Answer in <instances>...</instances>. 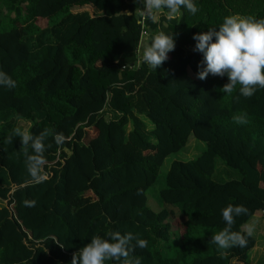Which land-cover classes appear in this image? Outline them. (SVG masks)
I'll list each match as a JSON object with an SVG mask.
<instances>
[{
  "label": "trees",
  "instance_id": "obj_1",
  "mask_svg": "<svg viewBox=\"0 0 264 264\" xmlns=\"http://www.w3.org/2000/svg\"><path fill=\"white\" fill-rule=\"evenodd\" d=\"M0 2L8 14L0 19V71L16 82L0 86V264H71L93 235L113 231L146 241L143 249L131 242L129 255L141 264H252V236L224 249L210 237L225 226L228 204L247 210L232 231L244 234L264 216V88L244 97L239 84L222 93L226 76L199 79L203 57L192 37L228 15L264 18V0H195V15L181 8L144 24L135 0ZM87 7L96 14L73 12ZM145 31L175 39L157 69L140 58ZM20 121L33 136L45 133L42 180L26 170L32 149L14 133L24 131ZM191 137L205 151L171 164L156 199L162 208L153 210L149 190ZM218 161L240 178L216 181L226 170L219 173ZM173 223L182 228L178 243Z\"/></svg>",
  "mask_w": 264,
  "mask_h": 264
},
{
  "label": "clouds",
  "instance_id": "obj_2",
  "mask_svg": "<svg viewBox=\"0 0 264 264\" xmlns=\"http://www.w3.org/2000/svg\"><path fill=\"white\" fill-rule=\"evenodd\" d=\"M135 2H140L143 6L141 18L137 20L139 24L144 23V17L156 23L162 13L171 20L181 8L193 15L198 11L195 0H135ZM192 39L195 41L193 51L202 54L203 57V66H198L199 79L203 80L209 74L226 76L228 83L220 89L222 93H232L234 87L239 84V94L244 97H251L257 87L264 88V18L228 15L223 18V22L217 28L194 34ZM174 48V36L160 31L143 42L140 58L149 67L157 69ZM0 86L14 88L16 82L7 73L0 71ZM233 120L238 124L247 122L246 118L240 115L233 116ZM14 133L20 137L22 147L30 146L32 149V154L25 152L27 172L33 180H42L41 165L45 151L43 143L45 133L41 132L33 136L19 128L15 129ZM63 140L62 133L54 136L57 145ZM34 203V201H24V204L29 207ZM246 211L244 206L239 204H228L223 207L220 215L225 226L211 235L210 243L216 245L218 249L245 247L247 237L253 234V225H248L244 234L232 231V225L234 217ZM133 240H135V247L143 249L146 246L144 239L131 232L122 234L119 231H113L108 238L93 235L89 243L74 253L71 264H105L108 260L116 261L117 264H141L140 259L131 258L129 255Z\"/></svg>",
  "mask_w": 264,
  "mask_h": 264
},
{
  "label": "rangeland",
  "instance_id": "obj_3",
  "mask_svg": "<svg viewBox=\"0 0 264 264\" xmlns=\"http://www.w3.org/2000/svg\"><path fill=\"white\" fill-rule=\"evenodd\" d=\"M82 11H88L91 15L96 14L94 9L91 7L73 10L74 13H78ZM7 16L8 14L4 10L2 3L0 2V19L5 20V22H7L8 21V19H6ZM63 16L64 15H59L56 18V21L61 20ZM43 24L44 23H41V25ZM191 75H194L193 72H191ZM19 126L23 128L24 131H27L30 124L24 121H20ZM205 149H206L205 143L198 141L194 137H191L187 148H185L178 154L171 155L165 161L164 166L162 167L160 171L158 183L156 184L155 187L150 189L148 193L149 200H150V207L153 210L159 211L162 208L160 205H158V201L156 199L158 196V192H160L165 187V177H166L167 172L169 171L171 164L175 161L187 162V161L195 160L201 153L205 151ZM217 167L218 169L220 168L219 173L223 172L222 167H225L226 169L223 175H221L219 178H215V180L218 182H224V181L240 178V174L238 171L226 167L221 161H218ZM249 225H253L254 230H253L252 237L256 239V246L255 248H253L250 254V259L252 260V264H264V252H263V247H262L264 243V216L262 214L255 216V218ZM247 226L244 229L245 232H246ZM180 228H181L180 225H178L177 223H173L170 237H171V240L174 241L175 243H178L179 241L178 238H179L180 233L182 232V228L181 229ZM234 264H243V263L234 261Z\"/></svg>",
  "mask_w": 264,
  "mask_h": 264
},
{
  "label": "crops",
  "instance_id": "obj_4",
  "mask_svg": "<svg viewBox=\"0 0 264 264\" xmlns=\"http://www.w3.org/2000/svg\"><path fill=\"white\" fill-rule=\"evenodd\" d=\"M152 36V34H150L149 31H146V33L144 34L143 38H142V41H141V44H140V50H139V53L141 52L142 50V44L144 41L148 40L150 37Z\"/></svg>",
  "mask_w": 264,
  "mask_h": 264
},
{
  "label": "built area",
  "instance_id": "obj_5",
  "mask_svg": "<svg viewBox=\"0 0 264 264\" xmlns=\"http://www.w3.org/2000/svg\"><path fill=\"white\" fill-rule=\"evenodd\" d=\"M141 10H143V7H142V9ZM141 10H140V14H141ZM147 20V17H144V23H145V21ZM143 23V24H144ZM146 33V31L144 32V34ZM144 34H143V36H144Z\"/></svg>",
  "mask_w": 264,
  "mask_h": 264
}]
</instances>
